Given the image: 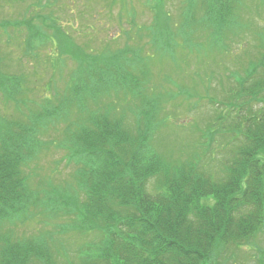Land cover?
Instances as JSON below:
<instances>
[{
	"label": "rangeland",
	"instance_id": "374dc122",
	"mask_svg": "<svg viewBox=\"0 0 264 264\" xmlns=\"http://www.w3.org/2000/svg\"><path fill=\"white\" fill-rule=\"evenodd\" d=\"M206 4L212 11L231 4L223 11L231 32L218 28L214 14H204ZM258 60L264 65V0H0V132L10 122H28L31 114H41L40 147L24 165L38 206L14 228L16 234L20 239L40 232L51 236L62 246L53 250L57 264L73 259L99 236L76 225L75 213L86 194L77 186L82 164L71 155L68 138L82 125V116L97 113L98 107L103 116L109 111L111 120L125 109L124 128L134 131L136 114L144 108L133 94L156 106L152 142L157 149L189 155L200 136L206 145L214 139L206 148L210 152L198 149L194 156L200 167L221 176L229 150L223 144L240 135L227 128L239 125L234 119L241 100L233 97L243 80L246 87L255 83L256 76H247ZM122 61L127 78L137 86L134 92L116 91L107 74ZM97 68L108 79V94L92 100L97 103L85 93L77 96L86 98L85 114L78 113L73 87L82 77L95 80L91 74ZM13 78L18 81L15 94L4 85ZM61 98L68 108L74 104L67 119L53 118L47 110ZM216 118L218 124L207 129ZM230 143L231 148L237 145ZM61 199L69 200L72 214L58 209L65 204ZM214 250L217 264H264V228L244 248Z\"/></svg>",
	"mask_w": 264,
	"mask_h": 264
},
{
	"label": "trees",
	"instance_id": "16d2710c",
	"mask_svg": "<svg viewBox=\"0 0 264 264\" xmlns=\"http://www.w3.org/2000/svg\"><path fill=\"white\" fill-rule=\"evenodd\" d=\"M229 5L212 11L206 4L204 9L205 15L214 14L213 22L218 28L221 26L223 33L232 30L223 13L226 8L231 9ZM260 60L247 76L251 79L256 76L255 83L246 87L243 80L233 97L235 102L241 100L234 119L239 125L229 123L227 128L237 130L240 135L227 138L223 144L229 150L221 176L200 167L198 157L194 156L198 149L204 150V155L210 152L211 148H206L214 139L206 145L200 136L192 147L193 153L182 156L183 150L175 155L154 146L153 121L157 115L151 99L132 95L144 108L136 114L134 131L124 128L125 109L112 120L110 112L103 116L98 106L97 113L82 116V125L71 131L67 140L73 147L71 155L77 156L82 164L77 186L86 194L85 203L75 213L76 225L83 231L95 230L99 236L95 235L91 244L80 247L73 259L60 264H217L212 260L214 249L239 250L262 232L264 65ZM120 63L119 67L111 66L107 70L114 89L124 87L129 93L134 92L137 86L134 89L133 79L127 78L123 61ZM91 77L95 80L82 77L73 87L74 104L81 114L85 112L86 98L83 95L79 100L80 95L85 93L91 101L100 100L110 89L108 79H103L104 74L98 68ZM8 81L4 85H9V92L17 93V79ZM12 84L17 87L13 88ZM61 100L47 110L53 118L67 119L74 104L68 108L66 100ZM127 110L133 112L134 108ZM219 120L214 119L207 129H213ZM39 121L41 114L36 113L35 117L31 114L28 122H10L8 129L0 132V264H57L53 250L62 247L42 232L20 239L14 229L23 224L31 207L38 206L36 195L28 186L24 165L39 150ZM230 140L237 145L231 148ZM62 201L65 204H58V209L65 208L67 215L72 214L69 200Z\"/></svg>",
	"mask_w": 264,
	"mask_h": 264
}]
</instances>
